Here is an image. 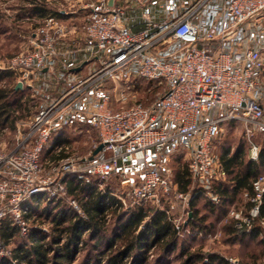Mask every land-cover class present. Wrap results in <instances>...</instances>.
Listing matches in <instances>:
<instances>
[{
	"label": "built area",
	"instance_id": "obj_1",
	"mask_svg": "<svg viewBox=\"0 0 264 264\" xmlns=\"http://www.w3.org/2000/svg\"><path fill=\"white\" fill-rule=\"evenodd\" d=\"M110 1L80 6L89 12L77 30L86 50L99 61L95 72L42 105L13 150L0 143V228L8 220L23 238L31 230L26 218L31 206L64 198L69 177L81 184L96 182L100 189L118 178L124 193L114 195L124 208L160 202L173 193L187 200V193L173 192L177 184L168 167L182 148L190 151L192 178L218 203L212 187L223 173L213 142L230 121L243 124L251 157L258 160L260 147L253 137L264 132L259 90L264 42L247 44L246 36L261 26L264 0H168L175 6L167 19L155 22L144 15L136 31L125 24L126 8ZM69 33L60 17L49 16L33 34L31 49L10 59L5 69L22 73L24 80L53 68L60 56L57 45ZM138 81L157 82L166 87L165 92L149 105L137 101L125 107ZM106 82L122 85L115 99L121 107L113 108L107 89L97 94L96 102L88 101L93 110L83 106L82 95L104 90ZM85 116L97 129L95 149L100 144L103 149L90 159L93 154L72 158L67 146L59 147L55 152L64 156L53 165L52 175H46L43 159L53 136L63 133L71 117ZM252 190L249 211L232 213L238 230L249 231L257 222L264 227L260 217L264 167L254 178ZM70 207L86 217L76 199L70 200ZM6 248L0 243V255L11 257L12 249ZM12 264L24 262L13 259Z\"/></svg>",
	"mask_w": 264,
	"mask_h": 264
},
{
	"label": "rangeland",
	"instance_id": "obj_2",
	"mask_svg": "<svg viewBox=\"0 0 264 264\" xmlns=\"http://www.w3.org/2000/svg\"><path fill=\"white\" fill-rule=\"evenodd\" d=\"M35 1L38 4L45 2L47 8L53 13L66 10L67 13L74 12L75 14L80 11L78 10L80 6L97 0H0V69H5L8 61L14 56L30 50L32 47L30 40L33 34L44 24L46 18L53 16L49 14L44 17L34 13L35 4L33 2ZM166 1L155 0L154 4H152L149 11L152 13L154 21L164 19L167 9L175 6L174 2ZM128 5H130V0L125 3V6ZM259 21L262 23L259 29L255 30L256 28L251 27L252 32L247 33V44H255L256 46L263 44L264 15L259 18ZM13 72L15 74L14 77L0 82V87L3 85L16 87L17 83L23 81L22 92L18 97H21L24 111H19V113L26 116H22L15 130L6 129L0 134V143L8 151L15 148L17 137L28 130L40 107L59 97L66 87L65 76L62 73L61 75H55L54 73L41 74L39 77L34 76V78L23 80L22 73ZM30 85L33 86L31 87ZM108 85L107 93L113 97L116 94L118 96L123 88L120 83L114 85L110 82ZM137 85L138 87L133 91L134 95L129 98L124 105L125 107L137 101L149 105L161 97L166 89L164 85L157 82L138 81ZM259 90L261 101L264 103V70L259 77ZM120 107L121 105H118L116 109ZM66 131V133L61 135L62 141H60L63 145L68 146L67 154L70 157H85L93 154L97 143V132L92 125L88 124L82 127L78 125L76 129H67ZM244 131V126L241 123L230 124L224 128L213 142L215 156L220 158L224 151H228L231 154H237L238 158H241L242 163L248 162L247 144L249 142L247 144L245 142ZM263 139L264 132L255 134L253 137V141L260 147ZM48 148L45 151L43 163L45 174L52 175L53 165H57L58 160L64 156V153H54L52 149L49 150ZM180 155L179 153L175 154L168 163L174 183L179 169H182L185 165L184 163L188 164V159L184 155ZM191 179L192 183L187 193V200L175 198L173 193L167 199H160V202L151 201L145 205L146 208H150L152 211L155 209L168 211L173 223L179 226L177 248L171 251H163L159 246L149 248L146 264H203V260L208 261L211 257H217V260L212 264H262L264 262V240H262V237L236 236V232L233 229L234 217L232 213L237 211L247 213L250 208V196L246 192L241 191L234 196L232 202L225 203L224 198H222L221 203L216 204L210 199L209 194L198 187L197 182L192 177ZM230 179L231 176L227 175L224 182H229ZM107 185L112 187L117 196H123L124 188L120 185L118 178H113ZM173 192H181L178 185ZM71 199L72 196L69 195L67 189L64 198L60 200V204L65 210L71 209ZM76 201L80 204L78 200ZM36 205L29 211L32 214L29 219L30 226L41 227L46 231L52 232L53 226L51 222L53 216L46 214L43 201H38ZM171 205L175 207L171 209ZM53 206L51 205L50 208ZM116 216L114 213L109 212L107 229L102 236V240L100 242L98 240H88L87 244L81 248L74 264H96L98 260L102 261L103 264H107V257L115 253L117 247L123 244V242L118 241L113 249H109V241L115 238L119 228L124 224H128L129 221V216L127 215ZM6 222L11 224L8 220ZM256 224L260 225L258 222ZM262 229L264 231V227ZM140 230H143V227ZM23 239L17 231L6 249H13L24 242ZM0 243L3 244L1 238ZM191 255L194 256L191 258ZM132 257L127 258L126 261L136 262V258L133 257L132 259ZM187 259H191L192 262L187 263Z\"/></svg>",
	"mask_w": 264,
	"mask_h": 264
},
{
	"label": "trees",
	"instance_id": "obj_3",
	"mask_svg": "<svg viewBox=\"0 0 264 264\" xmlns=\"http://www.w3.org/2000/svg\"><path fill=\"white\" fill-rule=\"evenodd\" d=\"M33 3L35 4L34 13L44 17L49 14L60 17L59 13L50 11L45 2L38 4L35 1ZM14 75L11 70L0 69V82L11 79ZM21 92V89H16V87L7 85L0 87V134L6 129L15 130L22 116H26L19 113V111H24L21 97H18ZM238 157L237 154L229 156L228 151H224L221 155L222 164L231 175L232 184L220 182L213 185L212 189L224 198V202H232L231 199L228 201L226 198H233L240 190H247L252 194V181L264 167V139L258 160L242 163ZM184 164L182 169L177 172L175 182L182 193H188L192 176L188 164ZM66 184L69 195L80 202L86 217H80L71 209L65 210L60 204L61 201L44 203L46 214L53 216L52 232L41 227L30 226L29 236L23 239L24 242L12 249L11 257L0 255V264H12L13 259L22 261L24 264H74L81 248L87 244L88 240H98L99 242L102 240L107 229L109 212L117 215L116 217L127 215L129 221L128 224L122 225L115 238L109 241V249H113L118 241L123 242V244L117 247L115 253L107 257V264H146L149 248L159 246L163 251H171L177 248L179 229L166 210L155 209L152 211L145 205L124 208L109 185L100 189L96 182L81 184L72 177L67 178ZM51 205L54 206L50 208ZM36 206L34 205V207ZM55 209L57 211L54 212ZM31 215V213L27 214V220L30 219ZM260 217L264 218V201ZM141 227L143 230H140ZM233 229L236 236L262 237L264 240V231L260 225L255 224L253 228L247 231L238 230L234 223ZM17 231V228L9 222L3 223L0 228V238L5 246L11 243L10 241ZM131 256L136 258V262L126 261ZM216 260L217 257H211L210 260H203L202 263L212 264ZM186 262L192 261L187 259ZM96 264H103V262L98 260Z\"/></svg>",
	"mask_w": 264,
	"mask_h": 264
},
{
	"label": "crops",
	"instance_id": "obj_4",
	"mask_svg": "<svg viewBox=\"0 0 264 264\" xmlns=\"http://www.w3.org/2000/svg\"><path fill=\"white\" fill-rule=\"evenodd\" d=\"M115 1L117 2L118 5L126 8L125 24L128 27H130L133 31H136L139 28H141V26L143 24L144 15H147L151 20L154 21L153 15L149 10L151 9L152 4H154L155 0H130V5H128V6H125V3L128 2L129 0H115ZM176 6H177V4H176ZM78 10H80V11H78L75 14H74V12H68V14H65L64 11H62V10L59 12L60 18L63 19V22L65 25H67L70 33L66 38L62 39L57 45V49H58L60 56H59V61L56 63V65L53 68L45 69L43 72L36 74L35 75L36 77H39V75L41 76V74L47 75L49 73H51V74L54 73L55 75H61V73H62L65 76L64 81L66 82V87L68 85L73 86V85H78V84L86 81L95 72V70L99 66V61L96 58V56L95 57L92 56L86 50V48H87L86 41L83 39L81 32L78 31L79 30L78 28H80V26L83 24V22H84L89 11H87L85 9H80V8ZM168 11H169V9H167L166 16L164 19H167ZM155 17H157V16H155ZM164 19H162V20H164ZM155 22H159V21L155 20ZM204 36H205V32L203 31L202 37H204ZM64 65L66 66V68L64 67ZM109 83L110 82L104 83L103 84V86L105 87V88L103 87L104 90H100L99 92L94 93V92L89 91V90L86 91V93L83 94L81 99H80L81 103H83V106L86 105L87 109L93 110L91 105H88V101L96 102V100L100 96L97 94L105 92V89H107V91H108L107 85ZM30 86L32 87L33 85H30ZM66 87H65V89H66ZM116 95H115V97L111 96L112 101H113L112 102L113 108H117V106H118V103L115 102V99L118 97ZM237 123L240 124L241 122L240 121H233V122H229V123L223 125V127L221 128L222 129L221 132L228 125L237 124ZM88 124L92 125L95 128V125L89 116L78 117V118L77 117H75V118L71 117L70 123L65 127L63 133H66L67 129H76V127L78 125H81V127H82V126H85ZM96 132H97V129H96ZM63 133L61 135H63ZM243 134H244L245 142L247 144L248 138L246 136L245 131ZM61 135H54L52 140L49 143L50 146H48L49 147L48 149L49 150L52 149V151H54V153H55V150L57 148L67 146V145H63L60 142ZM97 140H98V135H97ZM247 150H248L249 160H253L251 157V151H250V144L249 143L247 144ZM178 153L181 154L180 156L184 155V157L187 158L189 161L190 151L188 149L182 148ZM221 155H220V158L219 157L217 158V160H219L218 163H219V166L221 168L223 175L220 177V180L217 183L223 182V183L232 184L231 179L229 182H224L227 178V175H229V176H231V175L225 170V168L222 164V161H221ZM232 155H234V153L231 154L229 152V156H232ZM212 191L214 194L217 195V197L219 198V203H221L223 197H221L216 191L214 192L213 189H212ZM239 192H241V190L238 191V193ZM243 192H246V194L249 196H252V194H253V192H252V194H250V192H248L247 190H243ZM226 199L228 201H230L229 199H231L233 201L234 197L233 198L228 197ZM225 203H228V202L226 201Z\"/></svg>",
	"mask_w": 264,
	"mask_h": 264
},
{
	"label": "water",
	"instance_id": "obj_5",
	"mask_svg": "<svg viewBox=\"0 0 264 264\" xmlns=\"http://www.w3.org/2000/svg\"><path fill=\"white\" fill-rule=\"evenodd\" d=\"M110 5H112V0L109 2ZM22 82L17 83L16 89L22 88ZM103 149V144H100L93 152V155L90 157V159H93L101 150ZM191 217V215H190Z\"/></svg>",
	"mask_w": 264,
	"mask_h": 264
}]
</instances>
